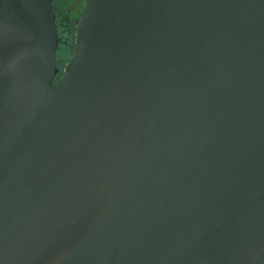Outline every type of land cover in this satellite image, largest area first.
<instances>
[{
    "label": "water",
    "instance_id": "1",
    "mask_svg": "<svg viewBox=\"0 0 264 264\" xmlns=\"http://www.w3.org/2000/svg\"><path fill=\"white\" fill-rule=\"evenodd\" d=\"M0 0V264H264V0Z\"/></svg>",
    "mask_w": 264,
    "mask_h": 264
},
{
    "label": "flooded vegetation",
    "instance_id": "2",
    "mask_svg": "<svg viewBox=\"0 0 264 264\" xmlns=\"http://www.w3.org/2000/svg\"><path fill=\"white\" fill-rule=\"evenodd\" d=\"M84 2V4H83ZM85 5V0H53L56 13V25L59 33V46L57 60L60 59L64 50L58 52L62 46H67L74 38L76 27L80 20Z\"/></svg>",
    "mask_w": 264,
    "mask_h": 264
},
{
    "label": "rangeland",
    "instance_id": "3",
    "mask_svg": "<svg viewBox=\"0 0 264 264\" xmlns=\"http://www.w3.org/2000/svg\"><path fill=\"white\" fill-rule=\"evenodd\" d=\"M84 1V0H83ZM84 4V2H83ZM77 25H75L76 27ZM67 47V48H66ZM63 49H67L69 50V53L67 56L64 55V57L59 61L57 60V66L59 67L60 71H59V74H58V77L57 78H60L63 74H64V69L68 63V61L71 59V57L73 56V54L75 53V49H76V32H75V35H74V38L72 40H70V43L69 45L67 46H62L61 49H59V53L61 50Z\"/></svg>",
    "mask_w": 264,
    "mask_h": 264
},
{
    "label": "trees",
    "instance_id": "4",
    "mask_svg": "<svg viewBox=\"0 0 264 264\" xmlns=\"http://www.w3.org/2000/svg\"><path fill=\"white\" fill-rule=\"evenodd\" d=\"M67 48V47H66ZM64 50V52H63V54L61 55V57H60V59H58L59 61L64 57V55L65 56H67L68 55V53H69V50H67V49H63ZM59 74V73H58ZM58 77V75L56 76V78Z\"/></svg>",
    "mask_w": 264,
    "mask_h": 264
}]
</instances>
